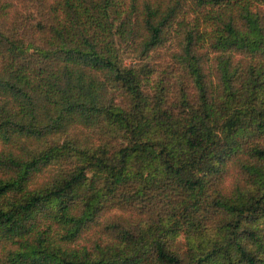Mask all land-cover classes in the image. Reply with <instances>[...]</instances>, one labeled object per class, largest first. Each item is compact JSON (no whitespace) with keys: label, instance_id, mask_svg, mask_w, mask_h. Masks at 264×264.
Returning a JSON list of instances; mask_svg holds the SVG:
<instances>
[{"label":"trees","instance_id":"trees-1","mask_svg":"<svg viewBox=\"0 0 264 264\" xmlns=\"http://www.w3.org/2000/svg\"><path fill=\"white\" fill-rule=\"evenodd\" d=\"M0 264H264V0H0Z\"/></svg>","mask_w":264,"mask_h":264},{"label":"rangeland","instance_id":"rangeland-1","mask_svg":"<svg viewBox=\"0 0 264 264\" xmlns=\"http://www.w3.org/2000/svg\"><path fill=\"white\" fill-rule=\"evenodd\" d=\"M218 150V148L217 149H215V151H217Z\"/></svg>","mask_w":264,"mask_h":264}]
</instances>
